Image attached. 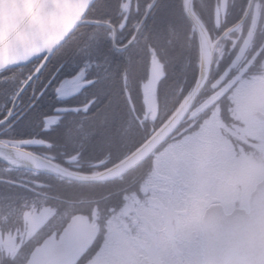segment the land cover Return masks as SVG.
Segmentation results:
<instances>
[{"label": "snow or ice", "instance_id": "6c2138e0", "mask_svg": "<svg viewBox=\"0 0 264 264\" xmlns=\"http://www.w3.org/2000/svg\"><path fill=\"white\" fill-rule=\"evenodd\" d=\"M67 40L65 37L51 50L37 51L28 60L0 70V141L15 142L30 150H43L60 171L120 172L124 161L151 135L148 121L142 115L141 88L152 74L164 67L163 60L170 55L174 42L162 32L144 36L133 28L119 39L107 36L106 48L102 38L90 36L83 45H78L79 50L74 51L71 58H65L66 53L62 51L57 55V49ZM15 69H20L18 75ZM164 78H167L166 72ZM138 95L141 99L139 107ZM133 128L138 135L129 136ZM198 129L199 123L192 128L184 127L183 131L177 129L179 135L170 136L157 147L149 157L157 161L155 171L150 165L147 172L138 176L121 173L120 176L125 178L123 182L118 183L120 176L116 175L104 181L105 186L115 185L105 196L113 218L124 215L131 194L139 195L142 185L160 183L162 176H167L168 184L180 185L185 156L202 134ZM58 174L48 173L53 177ZM35 188L40 192L33 191ZM33 189L6 182L0 186V203H11L24 197L25 193H31L34 198L24 207L30 206L43 220L57 211L67 213L68 203L89 191L74 183L54 187L51 180H36ZM92 191L95 193L94 189ZM144 195H148L147 187ZM69 242L70 235L65 233L59 239L47 241L43 249L34 247L30 264H41L42 256H47L50 264H56V255ZM107 247L108 242L100 236L87 248L84 256L92 264H104Z\"/></svg>", "mask_w": 264, "mask_h": 264}, {"label": "clouds", "instance_id": "9594fccd", "mask_svg": "<svg viewBox=\"0 0 264 264\" xmlns=\"http://www.w3.org/2000/svg\"><path fill=\"white\" fill-rule=\"evenodd\" d=\"M222 3L224 18L214 15L212 21L221 31L219 35L213 34L215 39L207 37V43L200 50V63L206 70L212 53L223 56L227 49L229 53L235 52L234 63H243L247 72L233 77L219 93L211 92L203 103L188 112L187 119L183 121L186 128L199 123L198 131L202 130V134L185 156L180 185L169 184L171 213L168 208L155 204L152 197L146 202H139L136 215L132 217L133 227L136 228L133 234L123 219L120 220V225L115 223V218L110 215L111 208L98 194L100 188L105 187L107 177L116 173H68L58 170L59 174L52 178L54 187L74 183L89 191L70 201L67 213L57 211L47 219L29 220L25 226L30 242L41 249L47 241L59 239L69 233L70 242L56 255V264H92L91 260L85 259L84 253L87 245L100 236L106 239L113 250L110 264H128L127 257L121 255L123 252L132 254L134 264H175L177 249L184 245V241L195 240L213 231L224 221L225 218L220 216L205 197L214 187L229 180V174L237 164L252 161L253 158L243 152L237 157L233 152L229 159H225L212 143V134L215 121L225 120L226 112L234 119L243 120L253 107L264 108V0H235L231 5L222 0ZM230 8H234L235 12L230 11ZM19 71L18 69L16 75ZM183 104L181 101V105ZM209 108L211 114L202 118V114ZM177 111L179 108L172 111L168 119L153 133L156 141L166 138L174 128L184 130V127H179L181 118L173 120ZM184 111L187 112L188 109L185 108ZM157 115L163 120V114H153L147 118L150 126H154L151 121H155ZM175 135H179V132L176 131ZM8 144L7 141H0V147L7 148ZM253 162L259 172L256 183L260 184L259 190L264 192V154ZM124 179L120 176L117 182H123ZM256 183L251 185L252 190H255ZM56 207L59 208L60 205L57 204ZM30 260L31 258L18 261L17 264H30ZM41 264H50L49 258L42 256Z\"/></svg>", "mask_w": 264, "mask_h": 264}, {"label": "flooded vegetation", "instance_id": "af4514ba", "mask_svg": "<svg viewBox=\"0 0 264 264\" xmlns=\"http://www.w3.org/2000/svg\"><path fill=\"white\" fill-rule=\"evenodd\" d=\"M128 1L129 3L125 6V8L123 7L124 3L122 1L121 13L116 14V16L108 15V17L103 20L113 26L110 27L106 25H101L102 27L108 29L109 36H115L117 39H119L122 38L123 33H125L124 36H126L130 31H132V27H128V25H134L137 20L134 22L133 19V22H130L132 20L130 14L132 12H136L138 6H141V4L140 2H138V0ZM152 1L153 0H150L149 3L146 5L143 15L145 14ZM226 2L228 5H231L235 2V0H226ZM154 4L159 9L174 7L181 8L183 10V0H156ZM164 5H166L167 7H164ZM156 7L151 8V11L146 17L147 19L144 20L143 25L140 28V31L143 33L144 36H148V33H146V29L148 28V26L158 20V18L153 15L156 12L154 10ZM192 8L194 9L196 15L206 26L212 39H215V35H219L221 29L216 28L212 21L214 15L221 19H223L225 16L224 4L222 3V0H192ZM202 10L204 11L202 12ZM229 10L235 12L234 8H230ZM143 15L135 24V29H137L139 23L143 18ZM185 18H187L186 15ZM125 26H127L126 29L123 28ZM121 30H123V32H121ZM193 32L190 29L189 34L191 37H193V39L191 40L189 46L190 57L188 60V71L190 69L192 70V72L190 75L191 80L188 89L192 88L196 83L199 68L198 40L197 36L195 35V32ZM134 33L135 32H133L132 35H134ZM224 52L225 54L223 56H220L218 53H215L214 62L208 82L202 94L197 99L196 103L192 108H195L198 104L203 103L204 98L208 97L211 92L219 93L222 89H225L226 85H228L229 81H231L233 77H236L240 74H246L247 70H245L243 63H240L238 61L234 63L235 52L229 53L227 49H225ZM152 55L153 57H155V52H153ZM163 64L164 67H161L160 71L155 73L157 76L154 86L152 88L150 87L151 76L142 85V115L143 118L148 122V117H151L153 114L161 112L163 98L162 91L165 82L163 81V78L165 72L168 74L167 57L164 58ZM183 90V87L179 86V89L175 93V102L177 105L183 99L181 98ZM140 103L141 99L140 97H137V107H139ZM210 114L211 109H206L205 112L202 114V118L203 116ZM193 119H196V117H193ZM157 120L158 119H156L157 123L155 121H151V125L154 126H149L148 123L149 133L151 130L153 131L159 126ZM183 126L184 124L182 125V127ZM215 132H219L220 136H218ZM234 132H237V134H235ZM249 132H252V134H250ZM212 143L214 144L218 152H224V154H226L227 156V152H229V150L235 152V155L239 157L240 153H244L245 151L249 152L250 150L248 149H251L255 159L256 156L260 157L262 154H264V108L253 107L252 110L245 115L243 120L234 119L233 117L229 116L226 112L225 120L215 121V129L213 130L212 134ZM245 147L248 149H244ZM150 165L153 171H155L157 167V161L154 157L151 160L146 161L143 166H140L136 171L132 172L130 175L138 176L143 172H147ZM5 180L7 182L23 184L26 188H29V183L26 181V178L20 180L19 178H6ZM253 183H256V179L251 182L250 178H248L247 182L245 183L244 181L238 179L233 180L232 178H229V180L225 184L218 187H214L206 195L205 200H207L209 204L219 212L221 217L232 213L234 209H240L239 211L241 214L248 216V213L250 211L249 197L252 191L251 185ZM0 185H2V183H0ZM145 187H147L148 189L147 196L144 195ZM168 195L169 184L167 176H162L160 183L150 182L146 186L142 185L139 195H137L136 193L131 194L127 210L125 211L123 216H121L119 219H115V223L117 225H120V220L123 219L125 222L128 223L132 233L135 234L136 228L133 227L132 217L136 215V209L139 208V202H146L149 197H152L153 202L155 204L162 208H168L169 212L171 213L172 209L170 201L168 199ZM32 219L42 220V217L38 216L36 213H27L26 217L24 216L22 218V221L19 222V226L5 225L3 224L4 219L0 218V264H17L18 261H22L21 257L19 256L21 247L25 241L29 240L28 232L25 231V226L29 222V220ZM242 221L243 223H247L245 219H243ZM218 229H220V226L218 227ZM93 241L89 245H87V248L93 243ZM121 255L127 257L128 264H134L133 256L130 252H123L121 253ZM112 256L113 250L108 245L105 255L103 257L104 264H110ZM29 258H31V255ZM29 258L25 260H28ZM85 259L88 258L85 257ZM174 261L175 264H264V260H256V263H252L239 252L228 250H221V252L215 253L214 257L212 258V261H207L204 256V235L197 237L195 240L184 241V245L177 249Z\"/></svg>", "mask_w": 264, "mask_h": 264}, {"label": "water", "instance_id": "95a60500", "mask_svg": "<svg viewBox=\"0 0 264 264\" xmlns=\"http://www.w3.org/2000/svg\"><path fill=\"white\" fill-rule=\"evenodd\" d=\"M94 1L0 0V69H4V65L22 63L32 55H35L37 51L51 50L53 46L59 45L65 37H69L82 24H107L106 22L84 18ZM155 1L153 0L150 4L137 30H140ZM183 7L196 30L199 50H201L210 35L203 22L195 14L192 8V0H183ZM214 54L213 52L211 59L207 63L206 70L204 65L199 63L197 82L183 100L184 104L178 107L179 111H177L173 120L179 117L182 123L186 118L209 79ZM185 108L188 109L187 112L184 111ZM169 123L171 124V121ZM176 129L174 128L172 133L159 141H156L152 134L138 151L124 161L120 166V169L123 170L117 172L116 176L119 177L121 173H128L143 163ZM0 161L14 168L47 174L58 172V169L53 166L54 162L51 159L10 143L7 148L0 147ZM125 165L128 167H125ZM112 178L113 176L107 177L108 180ZM259 189L260 184L258 183L250 196V213L246 216L250 223L249 227L243 229L240 226L230 231L224 230L220 232L221 235L227 236V238L223 237L222 239L230 243L228 248L222 249L223 251H238L252 263H256L257 259L264 257V192ZM241 217L236 211L229 216L230 220H234L233 218L240 219ZM211 234L214 235L215 233L212 232ZM219 244L222 246L221 242ZM207 251L208 253H214L213 246L210 245Z\"/></svg>", "mask_w": 264, "mask_h": 264}, {"label": "trees", "instance_id": "16d2710c", "mask_svg": "<svg viewBox=\"0 0 264 264\" xmlns=\"http://www.w3.org/2000/svg\"><path fill=\"white\" fill-rule=\"evenodd\" d=\"M122 1L125 0H96L88 13V17L98 20H104L106 19V17H108V15L116 16V14L121 13ZM149 1L150 0H138L141 6H138L136 12H132L130 14V16L132 17V20L130 22H133V19L134 22L136 20L139 21ZM154 10L156 12L153 15H155V17L158 18V20L148 26V28L146 29V33L150 35L156 32H162L165 35L170 36L174 42L170 50V55L167 56V60H168L167 78H163V81L165 82L162 91L163 98H162L161 112L159 113V114H163V120L159 118V115L157 118L158 125H161L162 122L170 115V113L174 110L176 106L175 93L179 89V86L183 87L184 89L183 93L186 92L188 89L191 80L190 75L192 72V70L190 69L188 71V65H189L188 60L190 57L189 46L193 37H191L189 34V31L191 29V23L187 20V18H185V15L181 8L168 7V8L159 9L158 7H156ZM170 10L173 11L174 16L170 15ZM203 11L204 10H202V12ZM169 16L173 17L174 21L176 22V25L174 26L171 25L172 22H170ZM135 24L134 25L129 24L128 27H132L133 29ZM123 28L126 29L127 26ZM124 35L125 33H123V36ZM90 36H99L105 41L104 47L105 48L107 47L106 37L109 36L108 29L99 25L86 24L80 26L71 35V37L57 50V55H59V53L63 51L66 53L65 58H71L74 51L79 50L78 45H83V43L86 42ZM183 40L185 42V46H184L185 50L183 52L182 62L179 63V59L181 58L180 55L181 48H179V44ZM49 68H51V65H49ZM17 70L18 69L14 70L15 73H17ZM137 97L140 96L138 95ZM148 123L150 126V122ZM150 132H152V130ZM128 135L136 136L138 135V132L135 128H133L129 131ZM35 151L40 154H45L43 150L40 149H36ZM45 155L50 157V155L48 154ZM0 165L6 166L1 162ZM0 176H2V178L0 179V183H2V185L0 186L5 185V183L7 182L5 180L6 178H12V179L19 178V180L26 178V181L29 183L28 189H33V183L36 180H39L41 182L51 180L53 182L52 180L53 176H49L43 173H35L27 170H16V169H9L7 171L0 170ZM114 186L115 185H107L98 194L101 195L105 200V196L110 194L108 189ZM33 191L39 193L40 189L35 188L33 189ZM25 197H27V200L25 199ZM33 198L34 197H32L31 193H25V196L21 197L19 200H13L11 203L8 202L0 203V218L4 219L3 224L19 226L20 225L19 222L22 221L23 211L27 209L24 207V204L26 202L30 204V201ZM33 247L34 245L30 242V240L25 241L21 247V258H28Z\"/></svg>", "mask_w": 264, "mask_h": 264}, {"label": "rangeland", "instance_id": "374dc122", "mask_svg": "<svg viewBox=\"0 0 264 264\" xmlns=\"http://www.w3.org/2000/svg\"><path fill=\"white\" fill-rule=\"evenodd\" d=\"M170 15H173V11L170 10ZM169 16L170 22H172V26L176 25V22L174 21L173 17ZM185 46V42L184 40L179 44V48H181V58L179 59V63L182 62V56H183V52L185 50L184 48ZM156 74H152L150 79H151V83H150V87L152 88L156 82ZM148 85V84H146ZM148 88V87H147ZM176 92V91H175ZM218 136H220L219 132H215ZM235 134H237V132H234ZM250 134H252V132H249ZM223 143V142H222ZM244 149H248V148H244ZM249 152L245 151L244 154L245 155H250L252 156L253 160L252 161H248V162H244V163H239L237 164L232 171L230 172V178H232L233 180H241L244 181L245 183L247 182L248 178H250V181L253 182L254 179H256V181L259 179V172L258 169L255 165V163L253 161H255L254 155L251 151V149ZM220 152V151H219ZM224 155L225 159H229L231 156V153H233L231 150H229L228 156L226 154H224V152H220ZM235 153V152H234ZM241 155V153H240ZM257 158V156H256ZM33 214V213H32Z\"/></svg>", "mask_w": 264, "mask_h": 264}]
</instances>
